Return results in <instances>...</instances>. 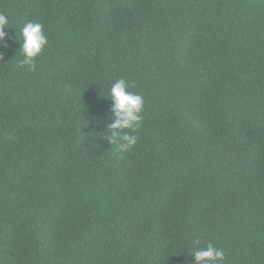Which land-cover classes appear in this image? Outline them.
Segmentation results:
<instances>
[{
  "label": "trees",
  "instance_id": "trees-1",
  "mask_svg": "<svg viewBox=\"0 0 264 264\" xmlns=\"http://www.w3.org/2000/svg\"><path fill=\"white\" fill-rule=\"evenodd\" d=\"M0 264H264V0H0ZM44 27L35 70L21 27ZM144 98L109 142L111 84ZM129 131V130H124Z\"/></svg>",
  "mask_w": 264,
  "mask_h": 264
},
{
  "label": "clouds",
  "instance_id": "clouds-1",
  "mask_svg": "<svg viewBox=\"0 0 264 264\" xmlns=\"http://www.w3.org/2000/svg\"><path fill=\"white\" fill-rule=\"evenodd\" d=\"M8 25V16L0 13V40L4 39L3 29ZM15 40L19 44V54L22 57L19 61L20 65L25 66L29 71L35 70V58L48 43L43 25L39 22H25L20 29L19 38L15 34ZM107 98L112 101V113L109 117L111 123L106 126L109 142L120 141L118 145L120 150H130L137 143V136L131 133L140 126L144 98L140 94L128 91L127 83L123 78L111 84L107 90ZM190 253L194 257V264H223L225 259L224 250L214 247L211 243L204 248L191 250Z\"/></svg>",
  "mask_w": 264,
  "mask_h": 264
}]
</instances>
